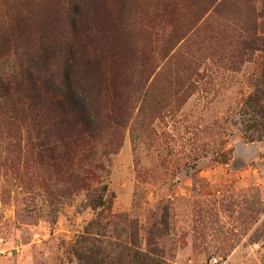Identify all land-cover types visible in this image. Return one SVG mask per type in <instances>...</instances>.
I'll return each instance as SVG.
<instances>
[{
	"label": "rangeland",
	"instance_id": "374dc122",
	"mask_svg": "<svg viewBox=\"0 0 264 264\" xmlns=\"http://www.w3.org/2000/svg\"><path fill=\"white\" fill-rule=\"evenodd\" d=\"M255 34L264 0H0V79L73 62L94 132L53 167L44 121L0 107V264H264ZM90 158L97 193L67 179Z\"/></svg>",
	"mask_w": 264,
	"mask_h": 264
},
{
	"label": "trees",
	"instance_id": "16d2710c",
	"mask_svg": "<svg viewBox=\"0 0 264 264\" xmlns=\"http://www.w3.org/2000/svg\"><path fill=\"white\" fill-rule=\"evenodd\" d=\"M251 44L257 47L254 50L258 52L264 51L263 36L259 37L255 34ZM48 65L50 67L47 57L40 59L38 62L33 61L31 67L23 72L21 71L20 76L22 80L18 83L10 80L9 77H6L5 81L0 79V107L7 119L12 118V115L33 111L39 119L44 121L43 128L46 130L45 133H47L46 138L47 140H53L54 143L40 144L37 147V155H45L46 158L50 156L49 160H46V163L52 164L55 167L57 165L56 161L62 159L57 152V147L55 149L53 144H59L65 148L71 147L73 150L78 149V151L86 149L87 146L84 147L86 142L93 138L92 134L94 132L93 128H91L93 114L91 115L88 112L87 115L84 113L85 98H82L80 93L75 92L71 87L70 70L73 67V62L65 63V72L63 73L61 82L56 80L55 77L51 76L49 78V75H47ZM261 84L264 86V79L261 81ZM62 86L68 87L62 89ZM252 100L258 101L260 98L254 96ZM66 104H70L74 108L83 109V113L78 114L77 117L71 113L70 109H66ZM258 107L263 110L261 104ZM72 121L79 122L81 126L74 125ZM88 151L91 150L88 149ZM89 160L90 162L86 167L83 166L79 169L81 171L78 176L71 175L67 179L72 178L73 184L80 191L97 193L98 190L95 186L101 182L99 173L104 171L103 164L98 160L94 162L92 158ZM64 195L66 196L67 194ZM156 251L155 249L150 251L149 254L143 253L140 264H166L163 259L158 258ZM150 255L154 257L150 258Z\"/></svg>",
	"mask_w": 264,
	"mask_h": 264
}]
</instances>
